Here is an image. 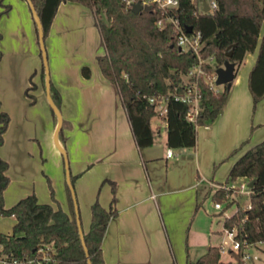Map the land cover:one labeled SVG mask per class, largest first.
Returning <instances> with one entry per match:
<instances>
[{"label":"crops","instance_id":"crops-1","mask_svg":"<svg viewBox=\"0 0 264 264\" xmlns=\"http://www.w3.org/2000/svg\"><path fill=\"white\" fill-rule=\"evenodd\" d=\"M44 47L49 80L60 96L63 141L57 138L69 174L75 175L83 233L91 203L108 207L114 184L117 212L107 223L98 264H193L210 245H218L220 240L210 243L204 225L198 239L191 241L190 232L207 189L225 183L235 159L264 138V96L253 107L247 85L257 47L245 53L217 115L196 126L189 147H169L166 122L158 113L151 117L152 142L138 147L120 96L96 59L104 48L91 6L61 0ZM0 52V105L9 114L0 144V156L8 162L4 205L34 192L39 202L69 213L65 160L54 138L57 121L27 0H0ZM6 218L0 220V233L11 232L14 218Z\"/></svg>","mask_w":264,"mask_h":264},{"label":"trees","instance_id":"trees-1","mask_svg":"<svg viewBox=\"0 0 264 264\" xmlns=\"http://www.w3.org/2000/svg\"><path fill=\"white\" fill-rule=\"evenodd\" d=\"M60 1L31 0L39 17L43 41ZM76 1L94 10L104 48L96 59L102 73L114 84L120 96L138 147H144L153 140L151 117L157 114V110L154 103L149 101V95H163L166 98V111L162 117L166 122V143L169 147L194 145L196 126L217 115L228 89L226 83L223 89H216L214 83L207 79L208 73H212L225 59L234 61L236 68L245 53L256 47L257 54L247 78L253 107L264 96V0H216L217 6L211 11L198 10L194 0H179L173 13L183 25L200 30L202 55H214L213 63H205L207 74L197 79L199 109L194 119L186 116L187 103L175 99L171 92L181 89L180 82L195 60V54L190 49L178 48L171 22H166L162 27L156 24V19L163 16L161 10L152 4L134 12L127 0ZM7 8L6 4L3 11ZM36 28L38 32L37 23ZM231 43V53L226 55L225 49ZM83 72L88 74L87 66H83ZM42 75H45L44 63ZM49 94L59 109V92L50 80ZM52 111L57 121V113L53 108ZM8 121L9 114L0 105V144ZM60 129L61 124L57 137L63 141ZM7 168L8 162L0 156V216L14 218L11 232L0 233V260L9 264L12 260L20 261V264H38V261L42 264H71L77 261L98 264L103 261L100 243L108 221L117 212L113 183L108 207L102 206L98 200L91 203L90 225L81 237L77 201L75 199L74 204L67 183L69 213L59 206L55 208L50 203L39 202L34 192L5 207L3 190L9 180ZM239 176L254 179L249 196L250 207H237L232 214L225 216L223 228L230 229L236 224L237 237L252 243L264 241V138L250 145L235 159L226 182ZM74 178L75 175L69 177L72 186ZM48 187L53 197L49 180ZM229 194L227 190L216 188L210 196L221 202L226 201L225 209L237 202ZM40 247H44L45 251H41ZM229 252L239 261H223L219 246L210 245L193 264H243L237 252ZM44 253L47 259H43ZM28 259L33 260L27 262Z\"/></svg>","mask_w":264,"mask_h":264},{"label":"built area","instance_id":"built-area-1","mask_svg":"<svg viewBox=\"0 0 264 264\" xmlns=\"http://www.w3.org/2000/svg\"><path fill=\"white\" fill-rule=\"evenodd\" d=\"M134 1H139L142 5L147 4L148 6L154 4L161 10L163 16L156 19V24L162 27L166 22H171L174 26V32L176 36V43L180 46V49H190L195 54V60L190 65L189 69L184 73L183 80L181 83V89L175 90L172 93L175 99H180L187 103L188 110L186 116L189 119H194L196 117L197 111L199 109V89L197 84V79L200 75H206L207 69L205 63L210 61L213 63L214 55L208 54L207 56L201 53V32L199 29H193L192 27L187 30L186 25H183L180 18L176 16L173 11L178 7L179 0H127V3L131 6ZM196 1L197 9L202 11H211L217 6L216 0H206L208 8L203 9V0ZM210 78H207L210 82H213L216 73L215 70L212 73H208ZM177 88V86H175ZM148 99L154 106L158 114L163 115L166 111V98L163 95L153 96L149 95ZM166 154L170 156L172 154V149L168 148ZM239 179V184L236 180ZM250 180L246 176H239L234 180L225 182L222 184H215L217 188L227 190L231 193L234 200L241 195H246L248 200L244 204V208L250 207L249 196L252 191L249 186ZM214 207L221 209L222 205L219 202H214ZM224 234L229 243V250H233L239 254V259L243 264H264V249L257 246V243L264 241H258L256 243L247 242L241 237H237L238 226L235 224L230 229L223 228ZM220 251H223V244L219 246ZM41 251H45L44 247H40ZM43 259H47V255L44 253ZM33 259H28L27 262H32ZM6 262L5 260H3ZM11 264H20V261L12 260ZM38 264H42L38 261Z\"/></svg>","mask_w":264,"mask_h":264},{"label":"rangeland","instance_id":"rangeland-1","mask_svg":"<svg viewBox=\"0 0 264 264\" xmlns=\"http://www.w3.org/2000/svg\"><path fill=\"white\" fill-rule=\"evenodd\" d=\"M207 78H210V76H207ZM213 83L216 89L221 90L224 88V83H216L215 78H213ZM236 183L239 184V179L236 180ZM216 188H217L216 185H213L212 188L210 186L206 191V193L208 192V196L202 197L201 201H199V209L197 211L195 221L193 223V227L190 232V240L192 241L193 238L198 239L199 236L201 235V233H199V230H201V227L203 229V227L205 226L206 229L207 228L210 229V234H211L209 239L210 243L214 244L218 240H220L218 246L223 244L224 249L223 251H220V254L222 255L221 258L228 259L227 261H230L231 263H235L239 260L236 259L234 255L229 252V243L223 230V220L225 216L232 214L237 207H243L246 201L248 200V197L246 195H241L237 198L236 203L231 204L227 208L223 209V206L226 203V201L221 202L215 200L210 196L211 192ZM229 196L232 197L231 194H229ZM215 201L221 203L222 205L221 209H216L214 207ZM6 217L9 216H0V220H8V218ZM198 224H200V226ZM194 230L195 231L197 230L196 233L194 232ZM257 246L264 249V242L257 243ZM0 264H9V263L7 261L4 262L3 260H0Z\"/></svg>","mask_w":264,"mask_h":264},{"label":"water","instance_id":"water-1","mask_svg":"<svg viewBox=\"0 0 264 264\" xmlns=\"http://www.w3.org/2000/svg\"><path fill=\"white\" fill-rule=\"evenodd\" d=\"M27 1L30 4V7L32 9L35 21H36L37 26H38L39 43H40V46H41V49H42V57H43V63H44V68H45V88H46V92H47V97H48L50 105L55 110V112L57 113V116H58L57 125H56L55 132H54V138H55L56 144L58 145V148L61 150L62 154L64 155L66 181H67V184H68V186H69V188L71 190V194H72V197L74 199V204H75V202H76L75 199L76 198H75V193H74L73 186L71 185L70 179H69L70 174H69V168H68V164H67V160H66V153H65L64 149L62 148V145L60 144V142H59V140L57 138L58 129H59V126L61 124V115H60L59 109L54 104V102L52 101L51 96L49 94V72H48V66H47V60H46L44 41H43V37H42V28H41V24H40V21H39L38 14L36 13L35 8H34L32 2H31V0H27ZM148 7L149 6L147 4L142 5L139 1H134V2L131 3V9L134 12H137V11L141 10L142 8L145 9V8H148ZM207 8H208V4H207L206 0H203V9L206 10ZM190 28H191L190 25H186V29L187 30H189ZM232 46H233L232 43L227 45V47L225 49V54L226 55H229L231 53ZM178 48H180L179 45H178ZM215 73H216V76H215V82L216 83H226L229 86V84L231 83V80L234 77V73H235V63H234V61L229 60V59H225L224 62L221 65H218L215 68ZM253 182H254V179L250 180V182H249V186L250 187L253 185ZM79 232H80V236L82 237L83 232L81 230V226L80 225H79ZM85 254H86L85 256H86V258L88 260L89 256H88L87 251H86Z\"/></svg>","mask_w":264,"mask_h":264}]
</instances>
